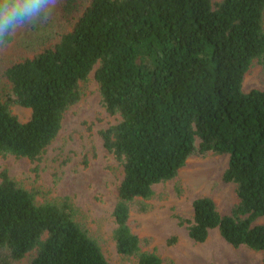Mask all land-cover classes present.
Listing matches in <instances>:
<instances>
[{"label": "trees", "instance_id": "1", "mask_svg": "<svg viewBox=\"0 0 264 264\" xmlns=\"http://www.w3.org/2000/svg\"><path fill=\"white\" fill-rule=\"evenodd\" d=\"M57 6L71 30L1 70L12 93L0 97V155L39 160L98 63L101 102L120 115L100 132L123 165L112 212L117 251L138 264H176L142 249L148 240L132 230L131 212H147L154 185L175 177L189 158L218 153L229 155L223 180L235 183L237 202L221 213L212 197H198L192 218L180 222L197 242L217 228L231 245L264 253V89L243 87L252 67L264 69V0ZM14 104L30 108L29 118L21 121ZM0 178V264H110L68 200L37 203L6 169Z\"/></svg>", "mask_w": 264, "mask_h": 264}, {"label": "rangeland", "instance_id": "2", "mask_svg": "<svg viewBox=\"0 0 264 264\" xmlns=\"http://www.w3.org/2000/svg\"><path fill=\"white\" fill-rule=\"evenodd\" d=\"M71 27L61 19L57 5L46 20L20 26L7 45L0 47V97L12 93L1 74L6 65L38 53ZM98 65L80 82V100L65 112L58 135L42 157L31 161L0 155V173L6 169L18 185L35 193L37 203L68 200L75 219L97 240L110 264H138L137 256L117 251L113 238L116 224L112 212L124 172L123 165L105 148L100 132L117 123L120 115L109 114L101 102L95 78ZM243 87L245 91L264 89V69L252 67ZM12 110L21 121L31 114L30 108L19 104L12 105ZM228 160V154L218 153L191 157L175 177L154 185L153 195L145 200L149 210H133L130 215L134 233L148 240L143 250L165 260L171 258L176 264H263V251L245 245L235 247L217 228L210 230L205 241L197 242L188 233V222H180V218H192V202L198 197H212L221 213L230 212L237 196L235 183L223 180ZM258 222L264 223V217Z\"/></svg>", "mask_w": 264, "mask_h": 264}, {"label": "clouds", "instance_id": "3", "mask_svg": "<svg viewBox=\"0 0 264 264\" xmlns=\"http://www.w3.org/2000/svg\"><path fill=\"white\" fill-rule=\"evenodd\" d=\"M58 0H0V47H4L16 30L28 23L48 18Z\"/></svg>", "mask_w": 264, "mask_h": 264}]
</instances>
